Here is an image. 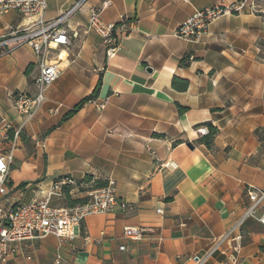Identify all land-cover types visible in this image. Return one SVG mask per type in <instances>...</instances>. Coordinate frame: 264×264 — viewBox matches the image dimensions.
<instances>
[{"label": "crops", "instance_id": "crops-1", "mask_svg": "<svg viewBox=\"0 0 264 264\" xmlns=\"http://www.w3.org/2000/svg\"><path fill=\"white\" fill-rule=\"evenodd\" d=\"M77 1L48 0L45 18ZM234 1L86 0L70 19L76 35L62 54L61 74L32 118L19 114L14 95L36 93L41 58L29 43L3 48L0 126L11 121L21 134L10 130L5 140L0 133V155L13 154L0 207L44 197L61 176L88 174L96 183L114 180L133 206L128 213L89 215L73 240L26 241L4 264H197V257H206L202 264H264V225L256 217L245 218L207 256L244 217L246 188H264L256 133L264 127V14L225 15L198 37L175 35L195 10ZM104 2L101 16L116 24L120 39L111 60L88 29L90 9ZM256 3L264 10V0ZM17 16L0 14V38L18 24ZM98 86L95 99L63 119ZM201 126L216 129L210 147L201 141ZM80 190L71 199L83 197ZM138 226L153 231L141 239L125 235L126 227Z\"/></svg>", "mask_w": 264, "mask_h": 264}, {"label": "built area", "instance_id": "built-area-1", "mask_svg": "<svg viewBox=\"0 0 264 264\" xmlns=\"http://www.w3.org/2000/svg\"><path fill=\"white\" fill-rule=\"evenodd\" d=\"M85 1L78 0L58 17L46 19L48 0H0V14L15 12L21 17V21L10 27L0 38V53L6 46L29 43L36 55L41 58L39 73L34 79L36 93L32 95L25 91H18L14 95V105L20 115L26 118L34 117L46 99L48 87L59 78L62 71L60 62L64 59L62 54L64 49L70 46L72 36L76 35L71 33L70 19L76 12L82 10ZM108 4L109 2H104L100 9H90L88 29L98 34L106 49L107 59L111 60L117 54L120 39L116 32V24L104 21L101 16L102 10ZM244 12L264 14V10L259 8L256 0L221 3L195 10L178 26L175 35L180 38L198 37L218 18ZM25 18H29L31 22L23 25ZM53 51H57L55 56L49 58ZM104 106V103L98 105L100 109ZM10 130H13L14 137L21 134L20 128H14L11 121L3 120L0 126L3 139H9ZM198 133L200 136L209 134V127H199ZM12 159V150L0 155V194L3 195L8 191L7 182ZM82 187L84 188V195L81 197L83 202L72 206L53 204L54 200L66 196V190L69 194H73L75 191H81ZM246 192L250 206L244 217L218 240L207 256L218 247L219 242L230 237L245 218L256 217L264 225V188L248 186ZM132 209L130 202L118 195L112 179H108L107 184L103 186H84L72 176L59 177L54 180L44 197L32 199L27 203L15 202L6 210L0 207V264H4L11 256L16 255L26 241L41 239L48 235L57 236L62 240H73L82 233V224L89 215L117 211L128 213ZM157 212L163 211L158 209ZM258 212L260 215L257 217ZM152 231L151 227L138 226L126 227L124 233L134 239H141L146 233ZM240 238V234L235 235V239ZM121 249L125 247L122 246ZM205 259L206 257H197L196 262L202 264Z\"/></svg>", "mask_w": 264, "mask_h": 264}, {"label": "trees", "instance_id": "trees-1", "mask_svg": "<svg viewBox=\"0 0 264 264\" xmlns=\"http://www.w3.org/2000/svg\"><path fill=\"white\" fill-rule=\"evenodd\" d=\"M187 58L188 57H185V58L182 59V61H181L182 65H186ZM31 67H32L31 65L28 67V69L26 71L27 73H29V70L31 69ZM176 81H177V78H174V80H173V84L174 85L176 84ZM183 82L185 84L184 85V89H187L188 81L183 80ZM98 93H99V86L92 92V94L86 96L79 103H77L67 114H65L63 119H67V118L73 116L75 113H77L84 106V104L86 102L95 99L98 96ZM179 109H180V111H183L184 108L179 106ZM209 130H210V133L205 135V136H202V138H201L202 143H204L208 147H210L212 145L213 137L216 134V129L215 128L209 127ZM259 131H260V129H258L256 131L258 136H259ZM93 180L95 181V185L94 186H103V185L107 184V182H101L100 180H97V183H96V178L92 174H88L82 180H78V181L80 183H84V182H90V181H93ZM66 199H67L66 201H68V204L70 206L75 205V204H77L79 202H83L82 198L71 199L70 194L68 193V190H66Z\"/></svg>", "mask_w": 264, "mask_h": 264}, {"label": "rangeland", "instance_id": "rangeland-1", "mask_svg": "<svg viewBox=\"0 0 264 264\" xmlns=\"http://www.w3.org/2000/svg\"><path fill=\"white\" fill-rule=\"evenodd\" d=\"M20 21H21V17L18 15L17 16V22L19 23ZM259 137H260L261 148H262L261 161L264 164V127L260 128ZM60 200H62V199L54 200L53 204H55V205H63V206H70L67 202L61 204Z\"/></svg>", "mask_w": 264, "mask_h": 264}, {"label": "bare ground", "instance_id": "bare-ground-1", "mask_svg": "<svg viewBox=\"0 0 264 264\" xmlns=\"http://www.w3.org/2000/svg\"><path fill=\"white\" fill-rule=\"evenodd\" d=\"M29 22H31L30 21V19L29 18H25L24 20H23V25H26V24H28ZM198 160V159H197ZM199 163H200V161H199ZM198 164V163H197ZM202 166V165H201Z\"/></svg>", "mask_w": 264, "mask_h": 264}, {"label": "water", "instance_id": "water-1", "mask_svg": "<svg viewBox=\"0 0 264 264\" xmlns=\"http://www.w3.org/2000/svg\"><path fill=\"white\" fill-rule=\"evenodd\" d=\"M189 146H191V145H189ZM192 147V146H191Z\"/></svg>", "mask_w": 264, "mask_h": 264}]
</instances>
